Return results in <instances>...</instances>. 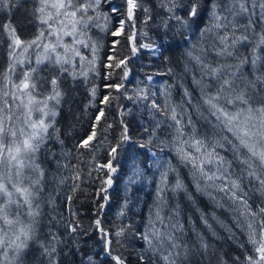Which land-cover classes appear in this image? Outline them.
Listing matches in <instances>:
<instances>
[{"label":"trees","instance_id":"obj_1","mask_svg":"<svg viewBox=\"0 0 264 264\" xmlns=\"http://www.w3.org/2000/svg\"><path fill=\"white\" fill-rule=\"evenodd\" d=\"M88 2L91 0H72L71 10ZM193 2L175 0L174 10L169 12V0H136L139 7L133 9L129 20L124 0H100L99 8L88 9L86 15L83 10L77 13L76 19L82 15L84 19L76 32L60 35L57 52L69 59L68 64L63 68L55 64V53H49L52 59L39 65L35 60L30 62L27 71L37 68L33 74L37 84L34 94H49L50 81L57 78L63 98L56 106L54 129L58 131L49 129L50 138L38 153L44 170L42 190L35 201L40 205V215L35 219L34 239L22 255V264H90V257L91 264H115L105 251V233L111 239L112 255H120L125 264H166L163 256L169 252L176 264H247V256L257 258L248 240L247 224L253 223L259 234L260 222L264 220L259 211L264 207V193L257 190L259 185L250 181L246 173L241 175L242 166L234 159L229 145L216 149L232 161L231 178H239L243 189L240 195L247 193L245 199L251 211L257 213L255 217L242 216L239 201L233 203L230 194L207 187L198 174L193 175L192 165L181 160L177 148L191 149L177 140V126L169 118L170 111L162 110L165 105L169 109L176 107L186 134L183 139L193 134V126L196 137L209 145L224 136L232 139L222 126L216 127L218 122L203 103L201 85L196 83L202 79L201 66L192 57L200 56L213 65L235 64L236 57L251 59L264 33V20L258 3L252 14L251 0H247L249 12L235 16L225 10L229 0H195L199 14L190 18ZM213 3L220 6L218 11L228 17L229 23L226 29L208 32L205 29L213 23ZM39 7L40 0H9L6 7L0 4V92L12 91L11 84L3 79L6 70L1 67L7 61L3 24L14 27L22 41H31L44 30L45 37L39 43H57L54 35H48L54 29L37 19ZM89 16L93 17L90 21ZM72 19L62 15L52 23L55 26L63 20L68 25L65 31H71ZM116 31L119 35H112ZM224 35H228L229 44L233 36H247L248 40L229 49L234 56H219L217 52L224 47L219 37ZM153 44L156 47L150 50L142 47ZM63 45H69L67 52ZM72 48L80 55L76 56ZM37 51L42 55L43 47L33 46L28 61L34 53L37 56ZM255 54L262 58L258 67L264 71V45L256 48ZM121 60L124 64L116 67ZM244 71L254 79L250 64L244 66ZM19 77L18 71L10 75L15 82H19ZM203 83L212 85L208 91L215 92L214 80L203 77ZM92 89H96L94 97ZM185 90L189 96H185ZM153 102L160 110L153 107ZM125 127L130 137L127 141L121 138ZM93 133L89 146L83 147L82 142ZM141 144L146 146L140 147ZM111 162L115 173L107 189ZM209 167L214 170V166ZM177 180L183 184L182 189L175 188ZM15 212L12 206L10 214ZM21 219L29 222L26 215L22 214ZM96 220L100 221L99 227ZM0 227H4L2 221ZM120 228H125V233L117 238L113 234ZM12 230L5 228L9 237ZM154 230L165 234L162 244L153 240L155 250L143 239L144 234L151 235ZM168 235L174 241H169ZM172 243L179 247L172 248ZM52 247L56 251L49 257L44 248ZM3 251L0 249V261L4 260ZM8 254L11 258L12 251Z\"/></svg>","mask_w":264,"mask_h":264},{"label":"snow or ice","instance_id":"obj_2","mask_svg":"<svg viewBox=\"0 0 264 264\" xmlns=\"http://www.w3.org/2000/svg\"><path fill=\"white\" fill-rule=\"evenodd\" d=\"M127 2L129 6L128 18L131 20L133 18V9L139 7V5L136 3V0H127ZM169 2L172 4V7H169L168 11L173 12L176 6L175 0H169ZM8 3L9 0H0V4L5 7ZM251 3L253 8L252 14H255L254 9L258 3L261 10V20H264V0H251ZM99 5L100 0H91V2L76 6L75 10L69 11L74 7L72 0H40V7L36 9L37 13H39L37 19L41 24L47 25L48 29H53L52 21L56 17H59L61 14L65 17L71 16L73 18L70 21L71 31H65L64 35H72V33L77 31V25L84 19L83 15L79 19H76L77 13L83 10L84 15H86L88 9L95 10L99 8ZM198 7V3L194 0L188 12L190 18H194L199 14ZM219 7L217 3L212 4L211 17L213 23L205 31L211 32L213 29L227 28L229 23L228 17L220 14L218 11ZM50 9L54 10V12L50 11ZM225 10L233 16L248 13L247 0H229ZM147 11L148 9H145V12ZM174 18L181 20L178 16ZM92 19L93 17H88L89 21ZM105 19H107L106 16ZM181 22L187 24L186 20H181ZM59 23L62 26L60 31L68 27L63 20L59 21ZM251 24L252 22L249 20V26ZM120 26L123 28L124 21L120 22ZM4 27L12 41L10 47L14 50L21 49L20 55H25L33 45L43 47V54L38 55L36 58L37 65L46 60H51L52 57L49 53L56 54L54 63L60 65L61 68H63L64 64L70 62L66 56L62 57L57 52V47L60 44L59 31L53 30L48 32L49 36H56L57 43L50 42L41 45L39 42L45 37L44 30H41L31 41H22L16 35L14 27L11 25H5ZM112 35L115 36L118 33L113 32ZM129 38L131 39V37ZM219 40L224 47L217 52V55L232 57L234 56V52L229 49H235L237 44L247 41L248 37L233 36L230 44L228 42V35L220 36ZM76 42L82 43V41ZM118 42L115 41L114 43ZM261 45H264V33L260 35L256 48H259ZM63 47L65 52L69 50V45H63ZM142 47L151 48V45H142ZM256 48L253 49L251 59L248 57H236L237 62L235 64L213 65L205 63L200 56L192 57L201 66L202 79L196 81V83L201 85L203 103L207 106L210 116L218 122L216 127L222 126L224 130L231 134L232 139L224 136L222 139L216 140L209 145L204 139L196 137L194 126L193 134L188 139H183L186 134L182 120L177 116L176 107L169 109L165 105V108L162 110L164 113L170 111L169 118L177 126V140L180 141L181 145H187V148L191 149V151H188L184 147H178L177 152L182 161L192 165L194 169L193 175L196 176L198 174L200 180L204 181L207 187H213L217 191L230 194V199L233 203L239 201L240 206H242L243 211L241 215H250L252 217H255L257 213L251 211L250 205L245 199L247 193L240 195L243 189L239 178H231L232 161L220 155L216 149L224 148L225 144L229 145L234 159L242 166L241 175L243 176L246 173L250 181L254 180L259 185L257 190L264 193V71H261L258 67L262 58L255 54ZM71 50L75 52L76 56L80 55L78 50L74 48ZM135 51L136 49L133 48V52ZM14 55V51L10 53V56ZM189 55L191 56V53ZM81 58L83 59V57ZM17 62L23 63L22 60ZM121 64H124V61L121 60L116 64V67H120ZM248 64L251 65L254 79L249 78L244 71V66ZM13 70L14 67L10 65L8 71L11 72ZM36 72L37 68L26 71L19 82L12 81L8 73H5L3 79L8 84H11L14 91L0 92V99H2V106H0V221L4 225V227H0V249L4 250V261H7V264H22V255L28 249L29 242L34 239L35 219L40 215V205L35 203V201L39 198L44 177V170L38 162V153L47 139L50 138L49 129L58 131L54 129L55 117L58 114L56 106L60 104L63 98V92L59 88L57 78H53L50 81L51 92L49 94L43 97L35 95L34 90L37 88V84L33 79V74ZM81 74L86 75V73ZM124 74L127 76L126 66ZM203 77H209L216 82L215 92L208 91L212 85L203 83ZM95 94L96 89H92L93 97ZM185 96H189L187 90H185ZM9 98L11 103L9 102ZM104 99L107 100L108 97ZM144 99H147V96H144ZM254 100H258V103H254ZM13 105L16 111H13ZM153 107L160 110V106L155 104V102H153ZM100 111L102 115L103 110ZM99 119L100 117L98 116L97 120ZM189 124H191L190 119ZM157 126L159 127V122ZM152 135H155L154 131ZM94 136L95 133L90 135L87 140L82 142V146L88 147V141L92 140ZM121 138L124 141L130 139L127 127L123 129ZM150 142L151 140H149ZM61 143L63 142L61 141ZM145 146L144 144L140 145V147ZM209 148H211L210 151L208 150ZM112 151L115 152L116 149L113 148ZM209 166H214V170ZM32 174L35 175L33 176ZM25 181L28 182L25 183ZM175 188L182 189L183 184L177 180ZM197 188L198 190L200 189L199 181L197 182ZM12 206H15V215L10 214ZM259 211L261 214H264V207L260 208ZM22 214L29 218L28 223H25L21 219ZM157 219H160L159 212L157 213ZM95 224L99 227L100 221L96 220ZM5 228L9 230L14 228L11 237H9L8 231H5ZM247 228L249 229L248 240L254 246L257 253V258L252 256L246 257L247 264H264V220L260 222L259 234L253 223L249 222ZM71 230L75 232L76 227H73ZM124 233L125 228H120L113 235L120 238ZM164 237L165 234L159 230L152 231L151 235L147 233L143 235V239L152 248H154L153 240L159 241L162 244V238ZM105 238L107 255L112 257L115 264H125V260L120 255H112L111 239L107 233H105ZM166 238L169 241H174V237L171 235H168ZM55 239L56 237L53 236V240ZM117 242L119 243V240ZM178 247V244L172 243V248ZM203 247L207 248V245L203 244ZM9 250L12 251L10 259L8 256ZM55 251V247L50 249L44 248V252L49 257ZM175 255L178 256L179 252ZM163 259L166 261V264H176L172 252L164 255ZM4 261H0V264H4ZM89 262L91 264V257L89 258Z\"/></svg>","mask_w":264,"mask_h":264},{"label":"rangeland","instance_id":"obj_3","mask_svg":"<svg viewBox=\"0 0 264 264\" xmlns=\"http://www.w3.org/2000/svg\"><path fill=\"white\" fill-rule=\"evenodd\" d=\"M125 1V3H126V6H127V11H128V8H129V6H128V2H127V0H124ZM69 11H71V9L69 10ZM63 14H61L60 16H62ZM129 19V18H128ZM59 21L60 20H58L57 21V23H56V25L55 26H53V29L54 30H57V31H59V34L61 35V34H63L64 35V32H65V29L63 28V30L62 31H60V29L62 28V26L60 25V23H59ZM6 24V23H5ZM5 24H3L2 26H3V33H4V35H5V38H4V40H6V53H4V55H6V59H7V61L4 63V64H1V67L3 66V68H4V70H6V73H8V75L10 76L11 75V73H14V72H16V71H18L19 73H20V77L18 78V81L20 80V79H22L23 77H22V75L29 69V67L31 66V64L33 63V61H34V63L35 64H37L36 63V58H37V56H38V51H37V56H36V54L34 53V56H33V58L32 59H30L29 61H28V58H27V55L28 54H30L29 53V51H30V49L28 50V52L25 54V55H20V52H21V49H13V48H11L10 47V44L12 43V41H11V39H10V37H9V35H8V32L6 31V29H5ZM125 25V24H124ZM117 32V31H116ZM118 33V35H119V31L117 32ZM38 35V34H37ZM54 37H56V36H54ZM33 46H35V45H33ZM152 46H154V47H156V45H151V48H152ZM149 50H150V48H148ZM157 49H158V47H157ZM159 50V49H158ZM15 52V55L14 56H10V53L11 52ZM20 60H22L23 61V63H18L17 61H20ZM10 62H11V64H10ZM30 62H31V64H30ZM10 65H12L13 67H14V70L13 71H11V72H9L8 70H9V66ZM31 68H33V67H31ZM3 72V71H2ZM1 72V73H2ZM1 75V74H0ZM2 89V88H1ZM12 91H13V89H12ZM14 106V105H13ZM15 107V106H14ZM15 111H16V109H15ZM88 138H86L85 140H87ZM105 248H106V246H105ZM106 251V250H105ZM8 256H9V254H8ZM10 257V256H9ZM10 259V258H9ZM4 261V260H3ZM4 263H5V261H4Z\"/></svg>","mask_w":264,"mask_h":264},{"label":"bare ground","instance_id":"obj_4","mask_svg":"<svg viewBox=\"0 0 264 264\" xmlns=\"http://www.w3.org/2000/svg\"><path fill=\"white\" fill-rule=\"evenodd\" d=\"M129 76V75H128ZM109 168H110V177L107 179V189L109 188V186L111 185V178H112V176L114 175V173H115V169H114V167H113V163L111 162L110 163V166H109Z\"/></svg>","mask_w":264,"mask_h":264}]
</instances>
